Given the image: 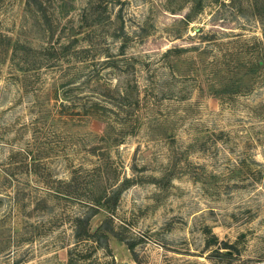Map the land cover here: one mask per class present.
Here are the masks:
<instances>
[{
  "label": "rangeland",
  "instance_id": "obj_1",
  "mask_svg": "<svg viewBox=\"0 0 264 264\" xmlns=\"http://www.w3.org/2000/svg\"><path fill=\"white\" fill-rule=\"evenodd\" d=\"M196 1L110 3L107 34H126L108 36L110 51L123 45L135 62L127 75L103 73L112 85L122 77L137 84L142 101L140 126L117 140L101 139L108 128L95 117L66 127L71 139H31L45 108L38 89L51 83L46 70H32L36 51L50 36L65 41L87 0H0V264H264V0ZM172 48L181 51L166 61ZM45 141L55 147L39 158L48 185L11 164L20 148L32 143L36 154ZM104 160L115 166L104 180L133 178L115 207L93 214L47 192L69 177L68 162ZM1 168H12L16 182H5ZM16 183L19 203L7 197ZM89 215L94 235L77 240L73 219Z\"/></svg>",
  "mask_w": 264,
  "mask_h": 264
},
{
  "label": "trees",
  "instance_id": "obj_2",
  "mask_svg": "<svg viewBox=\"0 0 264 264\" xmlns=\"http://www.w3.org/2000/svg\"><path fill=\"white\" fill-rule=\"evenodd\" d=\"M44 2L45 0H39L38 4L41 6L44 5ZM201 2V0L196 1V6L199 7ZM110 3L122 7L123 0H87L86 6L81 13L77 14L76 19H70V24L73 27L66 40L53 41L51 40L53 36H50L47 45L36 51L37 61L35 60L33 64H37V66H31L32 70L35 69L36 71L41 68L46 70V73L50 74L51 83H49V87L38 89L41 98L39 103L45 108L42 109L40 116L33 118L34 121L31 122V139H71L69 135L63 134V131H66V127L87 117H95L105 121L109 133L102 136L101 139L118 140L132 134L131 132L140 126L142 101L137 84H131L128 78L122 77L119 84L112 85L110 79L112 73H103L104 70L119 67L121 69L119 71L120 77L127 75L130 72V66L134 70L135 62L122 52L123 45L120 46V52L117 54L110 51V44L107 42L108 36L112 38L126 36L124 31L117 27L112 29L114 30L113 33L107 34L106 32L111 28L110 23L114 22L109 11ZM121 7L116 13L119 18L121 17ZM42 10L45 18H47V11L44 7ZM185 20L189 21L187 17ZM50 33L53 34V32ZM80 33H83L84 37H79ZM198 33L202 34L203 32L199 29ZM81 38L88 42L87 45H76ZM103 41L104 48L101 47ZM122 43L125 44V39ZM261 49H263L262 56H264V40L261 42ZM99 51H103L102 54H104L101 60L96 59L95 56ZM180 51L179 48L168 49L163 57L166 56V61H169L170 56H177ZM119 57L122 59H117ZM27 62L31 63L32 60ZM119 62L121 63L120 66L118 65ZM83 64L90 68L86 69ZM37 79L40 80L42 77L39 78L38 76ZM83 88L88 89L87 95L80 94L82 91L79 90ZM31 144H27L25 148H20L22 152L16 153L11 161V164H15L13 170L34 173L39 178L42 176L44 180L41 182L48 185V179L51 177L48 172L45 173L48 175L46 178L44 172L39 175L40 165L43 163L42 159L39 158H41L42 152L43 157L44 155L48 157L49 155L45 153L49 154L55 150L53 149L55 147L45 141L40 148L37 149L36 147L35 154L31 149ZM91 164L90 167H83L81 164L74 165L68 162L69 177L57 178L55 189L45 186L47 192H53L56 198L83 202L89 205L90 209L94 211L93 214L102 207H115L121 189L127 188L133 178L125 177L116 185L113 181L114 177L108 176L104 180V175H109V171L115 168L112 162L104 160L99 161L96 165ZM11 169L1 168L2 178L5 182L15 183L17 180L16 173ZM5 182H3L4 185ZM15 186H17L15 194L7 197L19 203L24 199V195L22 193L19 196L21 187L17 183ZM35 187L39 186L35 185ZM34 201L38 204L44 202L45 199L39 197ZM92 215L74 217V237L77 240L89 239L94 235L89 232V220ZM100 230H102L101 226L98 227L97 231L100 232ZM112 231L109 228L105 229V233L113 234ZM226 254L224 253V255Z\"/></svg>",
  "mask_w": 264,
  "mask_h": 264
}]
</instances>
